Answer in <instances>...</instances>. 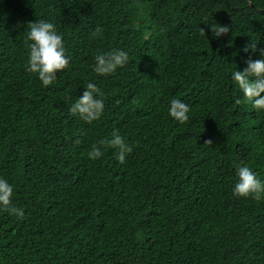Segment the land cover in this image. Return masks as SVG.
<instances>
[{
  "label": "trees",
  "instance_id": "obj_1",
  "mask_svg": "<svg viewBox=\"0 0 264 264\" xmlns=\"http://www.w3.org/2000/svg\"><path fill=\"white\" fill-rule=\"evenodd\" d=\"M36 19L69 57L47 88L25 68ZM114 48L128 62L97 76L94 55ZM261 48L264 0H0V176L25 212L0 210V264H264V198L231 192L240 163L264 181V113L230 78ZM89 81L104 99L90 124L68 111ZM113 131L125 163L107 144L89 160Z\"/></svg>",
  "mask_w": 264,
  "mask_h": 264
},
{
  "label": "clouds",
  "instance_id": "obj_2",
  "mask_svg": "<svg viewBox=\"0 0 264 264\" xmlns=\"http://www.w3.org/2000/svg\"><path fill=\"white\" fill-rule=\"evenodd\" d=\"M214 37H221L230 31V26L217 24L208 25ZM103 35V28L97 26L92 33L93 38ZM201 35L205 31L201 28ZM28 56L26 71L36 75L41 85L49 87L56 80V73L62 71L69 65V57L66 55L65 43L62 35L56 26L47 19H36L29 22L25 32ZM249 47L256 51L255 42L252 45H245L243 51L248 52ZM259 59H248L246 67L242 70L237 68L230 73L231 81L246 103L257 113H264V48L259 50ZM92 71L97 76H108L114 73L117 68L123 67L128 62V52L123 49H112L107 52H97L93 57ZM83 92L70 104L69 114L86 123H92L98 119L104 111L103 92L96 83L89 81L83 85ZM239 103V101H236ZM190 107L181 99L172 98L168 102V116L178 123L188 120ZM107 144L114 150L115 159L118 163L124 164L127 155L133 150L125 139L113 131L111 138L107 141L100 140L93 144L88 152V159L95 161L103 156V146ZM235 181L231 192L234 197L260 200L264 198V181L258 178L255 171L246 164L240 163L235 167ZM13 185L9 180L0 176V210L23 218L24 209L16 207L13 203Z\"/></svg>",
  "mask_w": 264,
  "mask_h": 264
}]
</instances>
